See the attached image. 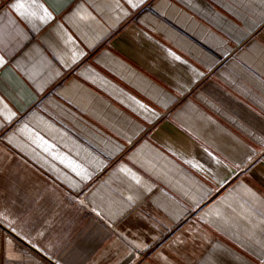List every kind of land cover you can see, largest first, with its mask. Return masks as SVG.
<instances>
[{"label": "crops", "instance_id": "crops-1", "mask_svg": "<svg viewBox=\"0 0 264 264\" xmlns=\"http://www.w3.org/2000/svg\"><path fill=\"white\" fill-rule=\"evenodd\" d=\"M0 264H264V0H0Z\"/></svg>", "mask_w": 264, "mask_h": 264}, {"label": "snow or ice", "instance_id": "snow-or-ice-1", "mask_svg": "<svg viewBox=\"0 0 264 264\" xmlns=\"http://www.w3.org/2000/svg\"><path fill=\"white\" fill-rule=\"evenodd\" d=\"M16 9H23L25 5L23 3L17 2L16 4L13 5Z\"/></svg>", "mask_w": 264, "mask_h": 264}]
</instances>
